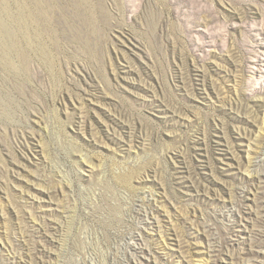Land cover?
<instances>
[{"label": "rangeland", "instance_id": "obj_1", "mask_svg": "<svg viewBox=\"0 0 264 264\" xmlns=\"http://www.w3.org/2000/svg\"><path fill=\"white\" fill-rule=\"evenodd\" d=\"M0 264H264V0H0Z\"/></svg>", "mask_w": 264, "mask_h": 264}]
</instances>
